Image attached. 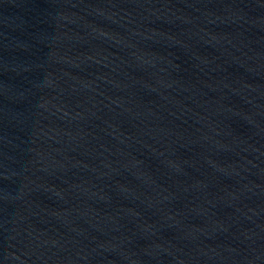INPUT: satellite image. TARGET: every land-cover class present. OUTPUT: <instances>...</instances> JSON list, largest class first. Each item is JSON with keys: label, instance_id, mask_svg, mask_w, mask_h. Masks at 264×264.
<instances>
[{"label": "water", "instance_id": "water-1", "mask_svg": "<svg viewBox=\"0 0 264 264\" xmlns=\"http://www.w3.org/2000/svg\"><path fill=\"white\" fill-rule=\"evenodd\" d=\"M0 264H264V0H0Z\"/></svg>", "mask_w": 264, "mask_h": 264}]
</instances>
